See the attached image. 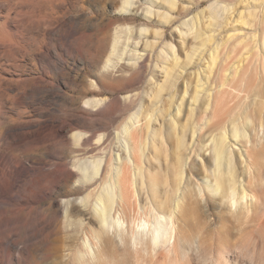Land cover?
Wrapping results in <instances>:
<instances>
[{
	"label": "bare ground",
	"instance_id": "bare-ground-1",
	"mask_svg": "<svg viewBox=\"0 0 264 264\" xmlns=\"http://www.w3.org/2000/svg\"><path fill=\"white\" fill-rule=\"evenodd\" d=\"M176 2L119 0V11L142 13L153 25L170 26V40H159V31L149 37L146 25L118 24L112 27L110 36L102 37L96 45L88 72L101 80L118 74L126 76L161 46L157 54L164 64L156 69L161 79L150 82L153 84L138 94L136 91L123 94L121 98L126 103L137 101L136 111L124 117L115 130L103 131L94 139L98 123L93 115L100 110L108 113L112 103L118 101L88 97L99 88L98 80L91 78L82 90L85 95L77 97V105L70 108L72 113L63 117L62 125L55 129L68 148L59 156L45 152L47 162L55 159L51 169L44 168L45 160L39 155L25 158L14 155L11 146L29 136L25 128L35 121L21 108L29 106L24 102L25 95L53 96L61 91V86L40 85L35 82L43 80L30 76L34 71L20 70L18 77L29 76L20 80L23 90L13 99L10 97L16 107L9 114L6 91L14 87L0 74V203L14 190L16 182L32 172L20 203L46 194L51 198V206L56 205L52 209L59 217L54 237L47 240L41 252L7 232L2 233L0 264H21L22 260L25 264H40L48 259L49 264H61L67 255L66 245L77 240L81 243L74 254L77 264H131V258L149 264L158 255L182 259L189 248L197 252L200 247L199 232L195 229L189 232L186 225L189 221L201 225L200 220H211L214 208L218 209L217 216L233 222L244 219L246 224L264 228V171L261 175L253 161V151L264 143V132L250 131L247 117L242 121L230 117L231 109L228 110L225 100L226 94H235L244 106L249 98V77L245 72H234L231 74L234 85L220 83L219 90L212 91L206 80L197 82L190 95L185 94L190 85L186 80L188 72L180 68L173 40L183 46L191 34L190 26H186L192 17L186 18L189 6L177 8ZM3 45L14 50V45ZM36 50L39 48L29 52L30 60L41 64L43 58ZM102 52L105 54L101 56ZM50 53L48 48L47 54ZM25 54L28 55L26 51ZM84 61L79 59L81 64ZM34 67L37 69V64ZM219 74L220 70H216L211 81L216 82ZM182 78L186 80L184 94L177 98ZM243 91L246 93L242 94ZM185 96L184 121L178 122ZM80 118L88 120L86 127L80 125ZM227 121L231 124L229 129ZM60 185L63 190L58 188ZM24 211L22 207L16 215L23 217ZM3 212L0 208V228L9 218Z\"/></svg>",
	"mask_w": 264,
	"mask_h": 264
},
{
	"label": "rangeland",
	"instance_id": "rangeland-1",
	"mask_svg": "<svg viewBox=\"0 0 264 264\" xmlns=\"http://www.w3.org/2000/svg\"><path fill=\"white\" fill-rule=\"evenodd\" d=\"M64 1L0 0V74L9 79L14 87L6 91L8 98L6 109L9 114L15 112L16 106L12 104L13 96L23 90L20 80L29 76L26 74L18 77L20 70L34 71L30 76L43 80V82H35L40 85L61 86V91L53 96L40 94L37 98H27L28 95H25L24 102L29 106L21 108L32 115L35 121L25 128L29 136L11 146V153L19 157L39 155L42 160L48 161V158H44L45 152H50L52 156L67 152L68 145L55 133V129L62 125L63 117L72 113L70 108L77 105V97L85 95L82 90L91 78L98 80L99 88L89 93L88 97H106L109 100L117 98L118 101L112 103L108 113L100 110L93 115L98 123L95 126L94 139L103 131L115 130L125 118L136 111L137 101H129L127 104L121 97L135 91L138 94L161 79L156 70L164 64L163 58H159L157 54L161 46L158 50L155 49L151 57L148 56L149 60L146 57L145 61L142 60L138 64L139 67L138 65L132 67L128 72L129 75L121 76L116 73L119 76L105 78L108 81L101 80L88 72V68L92 67L89 61L96 54V45L104 37L110 36L113 28L118 24L146 25L149 27V37H153L152 33L159 31L161 34L159 36L157 33L158 39L164 41L170 40V26L153 25L142 13L119 11V0ZM185 5L189 6L186 18L192 17L188 27L186 26V28L190 26L191 34L183 46L179 41L173 40L175 53L180 59V65L182 64L180 68L188 72L186 80L190 85L185 94L190 95L197 82L206 80H208L207 86L211 87L212 91H218L220 83L234 85L232 73L245 72L249 77L247 103L242 106V100L236 98L235 94H226L227 108L228 110L233 108L232 112L230 110V117L233 116L239 121L247 117L249 119L247 127L250 131L264 132V0H177L176 2L177 8ZM199 34L201 38L196 39L194 36ZM3 43L14 45V50H9ZM35 48H39V51H36L43 58L41 64L30 60L29 52ZM48 48L51 50L50 54H47ZM105 52H102L101 56ZM44 56L47 59H44ZM80 58L85 59L83 64L79 62ZM35 64L37 69H34ZM216 70H220V74L216 82H212L211 78ZM186 80L182 78L178 84L177 98L184 94ZM39 103L43 104L39 105ZM186 104L185 96L181 103V113L177 117L178 122L184 121ZM36 108L38 109L34 110ZM86 121L80 118V125L86 127L88 120ZM230 127L231 124L227 121L226 129ZM53 160L55 159L52 158L49 162L45 160L42 165L45 169H51ZM253 161L263 175L264 143L253 151ZM26 163L31 164L27 160ZM32 167H35V164H32ZM31 174L32 172H29L16 182L14 190L0 203V208L4 209L3 214L9 217L2 222L5 225H1L0 235L7 232L13 236L12 238L23 241L41 252L47 240L54 237V226L59 217L52 209L56 208V205L51 206V198L46 194L37 198L34 196L25 204L20 203L23 201L20 200L21 196L27 193V182ZM47 185L50 186L48 183ZM58 188L63 190L62 185ZM22 207L25 209L22 213L23 217L16 215V211ZM217 210L214 208L211 220H200L201 225H193L189 221L190 224L185 227L189 232L194 229L199 232V251L196 252L191 247L182 259L158 255L149 264H264V228L246 224L244 219L233 222L222 218L216 215ZM66 248L67 255L61 264H77L74 254L81 248L80 240L66 245ZM4 252L7 253L5 250ZM46 262L49 264L51 260L42 261L40 264ZM21 264L25 262L22 260ZM131 264L140 263L135 258H131Z\"/></svg>",
	"mask_w": 264,
	"mask_h": 264
}]
</instances>
